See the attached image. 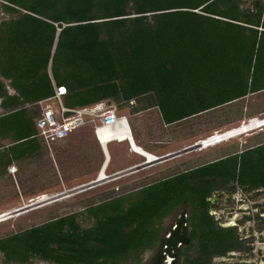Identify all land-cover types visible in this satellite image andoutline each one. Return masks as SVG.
<instances>
[{"label":"trees","instance_id":"16d2710c","mask_svg":"<svg viewBox=\"0 0 264 264\" xmlns=\"http://www.w3.org/2000/svg\"><path fill=\"white\" fill-rule=\"evenodd\" d=\"M54 86L69 108L133 102L166 125L258 94L264 0H0V177L42 159L34 104ZM179 171L0 237V263L216 264L249 252L210 198L263 191L264 141Z\"/></svg>","mask_w":264,"mask_h":264},{"label":"rangeland","instance_id":"374dc122","mask_svg":"<svg viewBox=\"0 0 264 264\" xmlns=\"http://www.w3.org/2000/svg\"><path fill=\"white\" fill-rule=\"evenodd\" d=\"M117 109L127 117L133 138L139 146L145 150L150 149L155 155H164L191 146L190 143L198 138H204L214 131L238 127L243 120L247 121L254 117L263 118L264 91L171 125H166L163 122L158 108L136 114L130 111V104L123 108L117 107ZM263 141L264 128L253 126L248 134L221 145L189 153L162 165L148 168L63 201L27 212L25 215H10L4 218L7 221L0 224V237L30 228L58 216L77 212L89 199L102 193L117 191V189L119 191L116 193L128 191L135 186L180 172L179 170L186 167L197 166L202 162ZM58 143L51 146L50 152L44 147L41 160L22 166L14 165L16 172L13 175L7 170L6 174L0 177V214L13 211L14 208H20L22 205H28L29 200L37 196L58 195L96 178L102 167L104 154L100 146L103 155L90 142L88 128L79 130L63 142ZM129 148L128 143H112L108 146L112 159L107 169L108 174H114L117 172L114 170H121L135 165V163L143 162V158L133 155ZM216 198L218 199L213 201L214 207L210 213L222 225L237 226L239 236L249 240L248 244L251 250L246 253H230L225 258L214 259V263L264 264V227H262V221L257 217L264 218V190L258 195H255L254 192L246 193L239 190L233 195L222 194ZM177 218H179L178 214L165 220L164 224L174 223ZM150 254V252L145 253L143 259L147 260ZM171 262V258H166L163 264H171ZM33 264L46 263L34 262Z\"/></svg>","mask_w":264,"mask_h":264},{"label":"built area","instance_id":"2783aa9c","mask_svg":"<svg viewBox=\"0 0 264 264\" xmlns=\"http://www.w3.org/2000/svg\"><path fill=\"white\" fill-rule=\"evenodd\" d=\"M64 87L54 86V95L49 98H44L37 101L34 105L39 108V116L35 119L36 135L35 137L51 151V146L55 143L67 139L71 134L88 128L91 130L94 139L102 148L100 142V132L106 127L115 128L125 131H131L130 124L127 117L120 113L114 104L106 101L97 102L92 105L69 108L63 104L62 96L65 95ZM133 102H130L132 105ZM254 119V118H252ZM250 119V120H252ZM248 119L247 121L250 122ZM243 120L241 123H244ZM114 132H118L114 130ZM219 131H214L212 134L192 142L191 146L200 142L204 144L210 143V139L215 138V146L225 143L221 141V135H215ZM119 133V132H118ZM230 141L229 139H226ZM111 142L108 143V145ZM210 148V145L204 146ZM180 150V149H179ZM178 150V151H179ZM104 153V152H103ZM167 154V153H166ZM8 172L14 174L16 172L15 166H9ZM38 196L29 200V204H33Z\"/></svg>","mask_w":264,"mask_h":264},{"label":"bare ground","instance_id":"6f19581e","mask_svg":"<svg viewBox=\"0 0 264 264\" xmlns=\"http://www.w3.org/2000/svg\"><path fill=\"white\" fill-rule=\"evenodd\" d=\"M250 120V119H249ZM253 126H257L258 128H264V117L263 118H259V117H254V119L250 120V122L248 121H244V123H241L240 126L238 127H233V128H229L226 130H222L217 132L215 135L218 134H222L221 135V141L223 140L224 142H229L226 139H236L239 138L243 135H246L250 132V129ZM114 130L118 131V132H114ZM254 130V129H253ZM100 142H101V146H102V151L104 152V161L103 164L100 169V171L98 172L96 178L90 182H87L85 184L79 185L77 187H74L72 189H68V191H65L64 193H59L58 195H53V196H49V195H41L40 197L38 196L37 200H33L35 201L33 204H28V205H22L20 208H14V210L12 211H8V212H2L0 214V224L4 223L7 220H4V218L11 216H21V215H25V213L39 209L43 206H48L50 204H53L55 202H59V201H63L65 199L71 198L75 195H79L80 193H84L88 190L94 189L96 187H99L101 185H104L106 183H110L112 181H117L118 179L127 177L129 175L138 173L140 171L146 170L148 168L151 167H156L158 165H162L165 162H170L173 159L176 158H180L184 155H187L189 153L192 152H200L203 151L205 149H208V147H204L206 145H210L211 147L215 146V138L210 139V143H198L196 145L193 146H188L185 148L180 149L179 151H175L169 154H164V155H155L153 153H150L149 151L143 149L141 146H139L134 138H133V132L132 130L129 132L128 130L122 131L120 129H118L117 127L113 128H104L102 130V132H100ZM109 142H116V143H120V142H125L129 144L130 149L133 151V153L138 154L139 156H141L143 158V162L139 163V164H135L132 165L131 167H128L126 169L123 170H119L117 172H115L114 174H108L107 173V169L109 168V164L111 161V156L108 150V143ZM221 145V144H220ZM66 190V189H65Z\"/></svg>","mask_w":264,"mask_h":264},{"label":"crops","instance_id":"0c3cea01","mask_svg":"<svg viewBox=\"0 0 264 264\" xmlns=\"http://www.w3.org/2000/svg\"><path fill=\"white\" fill-rule=\"evenodd\" d=\"M89 136H90V142H92V144H93V146H94V148L97 150V151H99L100 150V152H101V149H100V147H99V144L97 143V141L94 139V137H93V134H92V132H91V130L89 129ZM199 139V138H198ZM66 140V139H65ZM64 141V140H63ZM63 141H60V143L61 142H63ZM137 141L139 142V140L137 139ZM112 143H116V142H112ZM111 143V144H112ZM123 142H120V143H116V144H122ZM125 143V142H124ZM55 144H59V143H55ZM54 144V145H55ZM191 144V143H190ZM110 145V144H109ZM108 145V146H109ZM129 145V144H128ZM188 145V144H187ZM186 145V146H187ZM185 146V145H184ZM183 146V147H184ZM129 150H130V152H132L133 153V151L129 148ZM128 150V151H129ZM147 151H149L150 153H153V154H155L154 152H152V151H150V149L149 150H147ZM101 154H102V152H101ZM103 155V154H102ZM133 155H135V156H139L138 154H136V153H133ZM139 157H141V156H139ZM142 158V157H141ZM112 160V159H111ZM136 164V163H135ZM134 165V164H133ZM11 166H14V165H11ZM132 165H130V166H128V167H131ZM128 167H126V168H128ZM126 168H123V169H126ZM123 169H121V170H123ZM120 169H117V170H114V171H119Z\"/></svg>","mask_w":264,"mask_h":264},{"label":"water","instance_id":"95a60500","mask_svg":"<svg viewBox=\"0 0 264 264\" xmlns=\"http://www.w3.org/2000/svg\"><path fill=\"white\" fill-rule=\"evenodd\" d=\"M103 167V166H102ZM217 197V194H215L212 198H210V201L213 202L214 200L218 199L216 198ZM222 227H233L234 225L233 224H220Z\"/></svg>","mask_w":264,"mask_h":264},{"label":"flooded vegetation","instance_id":"af4514ba","mask_svg":"<svg viewBox=\"0 0 264 264\" xmlns=\"http://www.w3.org/2000/svg\"><path fill=\"white\" fill-rule=\"evenodd\" d=\"M264 190V189H263ZM218 196V195H217Z\"/></svg>","mask_w":264,"mask_h":264}]
</instances>
